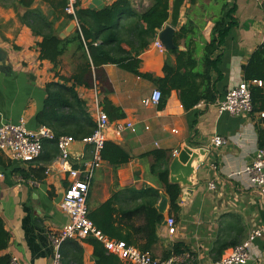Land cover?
I'll use <instances>...</instances> for the list:
<instances>
[{
    "label": "crops",
    "instance_id": "0c3cea01",
    "mask_svg": "<svg viewBox=\"0 0 264 264\" xmlns=\"http://www.w3.org/2000/svg\"><path fill=\"white\" fill-rule=\"evenodd\" d=\"M92 1L79 0L77 12L99 11L116 0H98L101 8L96 9L90 8ZM130 2L136 11L151 6V0ZM227 3L235 6V25L229 29L221 45L218 64L221 78L215 84L217 101L230 88L243 81L242 66L256 46L264 43V0H227ZM197 5L202 7L205 21L201 30L203 42L198 43L202 46L210 40V32L214 21L219 17L222 1L198 0ZM36 8H40V13L45 15L50 10L47 3L38 0L29 8L21 5L20 0H0V48L5 53L4 64L0 69V123H17L23 117L26 127L31 130L39 127L35 116L42 109L46 84L57 80L52 70L53 65L47 60L38 59L37 43L41 41V37L34 35L23 21L25 14ZM188 8L187 0H169L168 18L164 26H169L176 32L186 22ZM64 15L69 17L65 13ZM51 19L52 15L49 16V20ZM70 23L71 19L66 21L63 15L55 21L53 28L57 30L58 37ZM75 30H78L76 26L64 38ZM160 30L146 48L136 50L123 47L140 59V73L157 78L164 75L165 59L174 61L170 51L160 52L154 46ZM178 49L185 48L180 45ZM196 58L200 59V52H197ZM77 63L71 46L60 57L56 70L61 75L69 76L73 65ZM200 67L198 65V69ZM104 69L113 90L108 98L125 114L120 121L133 124L132 129H125L117 136L113 131L114 122H110L105 133L106 141L119 145L130 156V161L115 170L102 160L88 192V210L97 208L113 195L119 194L116 205H125L128 195L127 192H122L125 189L139 190L145 185L158 187L156 179L149 173L153 159L151 156H142L143 154L157 149L168 150L170 176V165L176 157L174 151L180 152L183 147H188L194 151L204 150L193 163L196 169L188 177L192 182V190L187 189L190 192L185 199L182 193L179 196V210L174 217V235L166 233L165 219L169 211V203L167 204L166 211L162 214L164 219L157 227L158 242L153 246L152 255L162 259L164 251L170 245L180 242L189 248L194 258L193 264H207L210 260H218L214 259L212 252L217 241L236 240L237 246L248 238L252 230L264 225V203L243 173L258 149L254 127V122L260 120L257 114L235 116L220 112L216 106L217 101L213 104H197L185 112L176 90L170 92L163 108L144 105V100L156 88L150 80L111 64L104 66ZM216 78V73L213 72L212 79ZM77 93L96 121L97 112L102 110L96 89L79 87ZM261 125L264 128V122ZM215 134L227 139L225 145L216 149L210 144ZM50 149V144L44 143L40 158L30 163L10 160L0 151L4 160L12 164L10 168L0 166V218L4 230L9 234L7 245L0 255L17 257L20 264H48L52 257L50 236L68 222L67 215L60 209V202L69 180L58 160L59 151L53 158ZM70 150V161L76 167L91 157L89 144L75 142ZM211 164L216 168L212 169ZM39 167H43L45 171L37 179H24L13 173L18 168ZM209 183L214 184V189H208ZM76 241L82 246L83 253L71 258L67 264H94L92 246L82 240ZM232 248H227L221 257L227 255ZM249 254L250 259L246 264H264V236L251 242Z\"/></svg>",
    "mask_w": 264,
    "mask_h": 264
},
{
    "label": "trees",
    "instance_id": "16d2710c",
    "mask_svg": "<svg viewBox=\"0 0 264 264\" xmlns=\"http://www.w3.org/2000/svg\"><path fill=\"white\" fill-rule=\"evenodd\" d=\"M49 5L48 14H41L40 8L29 10L24 16V23L32 33L41 37L37 43L38 59L47 60L53 65L56 81L46 84V96L42 109L36 114L35 122L54 133L55 140L46 141L50 144L53 158L58 155L56 139L61 136H71L76 141L91 135L96 129V121L87 110L86 103L77 93V88L96 89L102 111L110 122L122 120L125 117L120 107L114 106L108 96L113 92L104 66L111 64L133 75L150 80L162 93L158 108H163L170 95L176 90L180 104L185 112L190 111L199 103L213 104L217 101L215 84L220 80L218 70L220 51L223 40L231 27L235 25V6H230L227 0H221V10L218 19L210 32L209 42H203L201 30L205 26L202 7L198 0H187L189 8L186 11V22L174 33L171 50L174 61L167 58L164 61L163 77H153L151 74L139 72L140 59L137 55L126 51L123 47L132 49L146 48L162 29L168 18L169 0H151V6L136 11L130 0H116L99 11L78 10L77 19L80 30H75L67 38L57 36L53 24L63 15L66 0H38ZM35 0H20L26 8L32 6ZM52 19L49 20V16ZM71 19V18H70ZM196 40V41H195ZM180 45L184 50H179ZM73 46L75 59L69 76L61 75L57 70L60 57L67 49ZM197 52L200 59L197 60ZM200 65V69H198ZM216 79H212V73ZM244 81H261L262 85H251V115L264 111V43L256 46L247 62L242 66ZM225 94V93H224ZM264 118L255 121L258 148H264ZM142 156H151L153 163L149 173L158 184V187L145 185L139 190L125 189L127 203L116 205L119 195H113L109 200L97 208L88 211V218L93 225L109 239L121 241L127 246H133L140 252L152 255L153 246L158 242L157 227L162 223L164 216L156 209L162 191L168 198V216L176 217L179 207L178 199L181 188L178 184L169 181L168 150L157 149ZM40 158V157H39ZM101 158L108 162L113 169H117L130 161V156L117 144L105 141L101 150ZM0 166L10 168L11 162L4 160L0 152ZM45 169H14L24 179L41 178ZM37 175V176H36ZM9 234L4 230L0 218V252L7 245ZM83 243L93 248L94 264H131L122 262L116 255L108 253L103 244L94 237L82 239ZM236 245V240L225 242L217 241L212 252L214 259H219L222 253ZM63 264L76 255H82L83 249L75 239L66 240L62 245ZM189 252L187 246L180 242L173 243L164 251L162 259L172 254ZM153 256V255H152ZM154 257V256H153ZM11 256L0 255V264H9ZM155 258V257H154Z\"/></svg>",
    "mask_w": 264,
    "mask_h": 264
},
{
    "label": "built area",
    "instance_id": "2783aa9c",
    "mask_svg": "<svg viewBox=\"0 0 264 264\" xmlns=\"http://www.w3.org/2000/svg\"><path fill=\"white\" fill-rule=\"evenodd\" d=\"M79 0H66L64 13L71 18L79 29L77 20V8ZM154 46L162 52L164 49L159 41L154 42ZM251 85L261 86L259 80L241 81L235 87L230 88L222 99L216 102L220 112H228L239 116L251 114ZM162 97L159 89L155 88L150 96L144 100V105L158 106ZM200 104V103H199ZM257 116L264 118V111ZM110 127V121L107 115L99 110L97 112L96 129L88 137L82 139L85 144L91 146V157L80 166L76 167L70 161V147L76 142L70 136H61L56 139V146L59 151L58 160L63 171L67 173L69 180L60 202V209L68 217V222L56 233L50 236L52 245V257L48 264H63L62 245L66 240H82L88 236L94 237L101 242L108 253L116 255L124 262L131 264H193V255L189 252L181 254H172L165 259L154 258L149 253L140 252L133 246H127L121 241L109 239L100 230H98L88 218L87 197L92 184L96 170L101 166V150L106 141L105 133ZM130 122L123 123L120 120L114 121L113 131L118 136L125 129H132ZM55 140L51 129L39 126L35 130L26 127V121L21 117L17 123H0V151L10 160L21 163H30L38 159L44 149L46 141ZM227 143V139L220 135H214L210 144L216 149ZM178 151H174L177 155ZM212 169L216 167L210 165ZM243 173L247 175L249 184L256 189L258 195L264 203V148H258L252 158V161L245 166ZM208 189H214V184L209 183ZM166 233L174 235L176 232V222L173 216H167L165 219ZM264 236V225L254 229L248 238L241 244L233 247L227 255L218 260H210L207 264H246L250 259L249 247L256 238ZM9 264H20L17 257L12 256Z\"/></svg>",
    "mask_w": 264,
    "mask_h": 264
},
{
    "label": "water",
    "instance_id": "95a60500",
    "mask_svg": "<svg viewBox=\"0 0 264 264\" xmlns=\"http://www.w3.org/2000/svg\"><path fill=\"white\" fill-rule=\"evenodd\" d=\"M101 8V2L98 0L92 1L91 9ZM75 28V23H70L65 29L64 33L60 34V38H64L67 36L73 29ZM174 30L169 26H164L163 29L158 33V41L161 43L163 49L165 51H171L175 48L173 43ZM5 53L0 48V69H2L1 65L4 64ZM106 138V134H105ZM85 144L82 140L76 141ZM72 146V145H71ZM71 149V147H70ZM71 151V150H70ZM207 152V151H206ZM204 153L203 149L198 151H194L189 149L188 147H183L180 152L177 153L176 157H174L171 165H170V176L169 181L171 183L178 184L181 188V193L183 198L189 194L187 189L192 190V182L188 180V177L194 172L196 169L193 167V163L199 158L200 155ZM168 198L164 193H160V200L156 205V209L160 214H164L167 208Z\"/></svg>",
    "mask_w": 264,
    "mask_h": 264
}]
</instances>
